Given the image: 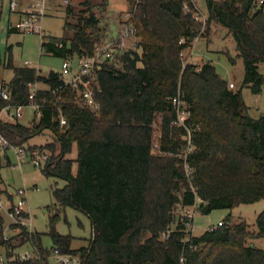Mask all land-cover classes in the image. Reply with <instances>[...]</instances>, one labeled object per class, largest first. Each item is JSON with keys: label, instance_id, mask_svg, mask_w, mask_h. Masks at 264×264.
I'll use <instances>...</instances> for the list:
<instances>
[{"label": "trees", "instance_id": "1", "mask_svg": "<svg viewBox=\"0 0 264 264\" xmlns=\"http://www.w3.org/2000/svg\"><path fill=\"white\" fill-rule=\"evenodd\" d=\"M129 1L140 40L136 50L121 56V68L107 62L97 72L91 84L97 111L83 106L78 90L64 86L59 72L42 76L35 68L13 66L10 54L4 59L0 54V65L13 71L3 84L9 99L0 98V112L8 104L26 105L29 83L48 86L36 94L37 102L44 99L37 122L25 126L0 120V132L15 146L44 130L52 133L59 152L55 143L41 148L51 155L44 171L65 182L52 194L60 208L85 214L92 229L88 245L72 250V237L55 230L58 214L50 215L52 246L44 248L40 234L25 226H15L19 233L4 239L6 218L0 211V247L7 256L28 243L37 249L38 258L13 264H52L51 248L79 254L82 264H264V250L247 242L264 238V210L256 217L255 232L245 223L231 224L230 214L225 225L199 236H186V218L172 228L177 206L197 204V211L207 214L264 199V115L251 117L241 90L229 88L210 62L199 71L183 63L180 54L201 36L191 0ZM258 1L205 0L207 26L213 23L231 34L243 62V85L253 94L264 89L259 69L264 67V2ZM64 30L62 38L43 37L41 51L62 59L90 55L106 38L94 13L75 15L69 6ZM172 98L186 104L185 127L173 123L177 109ZM74 144L78 153L71 160L66 155ZM0 195L10 197L2 189Z\"/></svg>", "mask_w": 264, "mask_h": 264}, {"label": "rangeland", "instance_id": "2", "mask_svg": "<svg viewBox=\"0 0 264 264\" xmlns=\"http://www.w3.org/2000/svg\"><path fill=\"white\" fill-rule=\"evenodd\" d=\"M32 0H16L17 8L15 12L10 11V0H2L1 2V18H0V54L2 59L10 54L12 64L15 67H32L39 71L40 75L47 76L50 71L58 72L61 70L62 62L65 59L46 54L41 51L42 37L36 33L12 32L8 33L9 21L16 22L24 17V12H19L28 9V5ZM193 2L195 13L201 27V36L196 37L190 47L182 51L183 63H191L196 66H201L202 63L210 62L220 78L233 83V90H241L242 99L249 107V115L253 118H259L264 115V89L260 94H253L247 85H243V62L237 56L234 40L229 32L216 24L207 22V10L205 0H191ZM71 7L75 15L87 16L88 12L94 13L98 18L100 25L105 28V39L118 37L124 30L125 26H130L133 12L131 11L129 0H71L64 3L63 0H46L45 10L41 11L39 16H42L41 25L46 33V36L54 38H62L65 34L64 23L66 18V8ZM185 10H188L185 6ZM81 11H85L81 14ZM88 11V12H87ZM69 21H73L71 16ZM136 32V31H135ZM140 38L134 35H129L125 38V48L122 51L124 54L129 49L134 51L137 48V43ZM99 43L98 45H101ZM11 47L7 52V47ZM120 54L109 63H114L116 68H121L119 61L123 54ZM233 60V62L230 60ZM75 62V57L70 59ZM26 62L31 65L27 66ZM260 71L264 72V67L261 66ZM13 77V71L10 68H5L0 65V84L8 83ZM38 89H47L48 86L42 83L37 84ZM5 113L0 112V119L5 120ZM38 116L35 109L29 105L23 106L21 116L17 117V122L22 125L29 126L31 122H37ZM160 116L155 118L153 123V142L157 143L159 137ZM184 139V137H183ZM55 143V139L49 130H44L42 133L29 138L23 147L27 150H41L46 144ZM56 145L57 154L59 152L58 144ZM157 150V147H154ZM50 153L49 150L42 152ZM184 152V151H183ZM77 146L74 144L72 150L66 155V158L75 160L77 158ZM33 158H37L41 162V167H36L33 164ZM45 162L39 156L27 157L17 164L16 156L12 150H8L0 157V188H7L14 192L18 189H25L27 202L24 206L27 215V230L29 232L40 234V243L44 248L52 246V239L49 234V216L58 214L55 220V230L61 235H70L71 249L78 250L85 247L89 243L92 235L90 220L88 217L75 210L72 207L60 208L55 201L52 190L61 188L65 185L64 180L45 173ZM77 173V163L73 162L72 174ZM5 195H1L3 199ZM199 199L197 200V203ZM59 209V212H57ZM264 210V199L250 204H241L231 210L215 209L210 213L201 214L197 211V204L193 207L183 208L177 206L175 210V223L172 228H175L178 220L183 221L186 218V213L190 212L192 218H188L185 222L186 236H199L205 230L213 228L218 222L225 225V218L231 215V224L245 223L249 231L255 232V220L260 212ZM4 215V213L2 212ZM5 216V215H4ZM178 219V220H177ZM7 220V219H6ZM8 224L5 221L3 227ZM19 233V229L15 226H10L5 235H15ZM4 237V233H3ZM255 247L264 250V238H250L247 241ZM0 247V252L5 254L4 249ZM19 252L26 249L31 250V243L25 244L17 248ZM0 254V255H3ZM50 262L52 259L49 258Z\"/></svg>", "mask_w": 264, "mask_h": 264}, {"label": "built area", "instance_id": "3", "mask_svg": "<svg viewBox=\"0 0 264 264\" xmlns=\"http://www.w3.org/2000/svg\"><path fill=\"white\" fill-rule=\"evenodd\" d=\"M64 3H68V0H63ZM46 0H32L29 3L28 9H25L24 17L20 18L14 23H10L9 27L14 28L19 32L25 33H36L39 34L42 39L46 37V33L43 30L41 25L42 16H39L41 11L45 10ZM264 0H259L258 4L262 5ZM10 11L15 12L17 8L16 0H11L9 3ZM264 12V8L262 9ZM195 17V16H194ZM198 20L197 17H195ZM130 26H125L124 30L119 34L118 37L108 38L101 45H97L90 55H81L73 56L75 57V62L72 63L70 59L73 57L66 58L61 65V70L59 76L63 80L64 86H70L78 90V95L80 96L83 106L92 110L97 111L99 104L94 98V92L91 88V84L94 81V78L99 70L102 69L103 65L110 60L115 59L119 56L125 48V38L129 35L136 34V30L132 23ZM183 40H180V43ZM123 54V53H122ZM182 56V53L180 54ZM27 66H30V62H26ZM197 71L200 70V66H197ZM38 82L29 83V102L26 105L31 106L35 109L37 116L41 115V102H44V99H40V103L36 101V94L42 89H38ZM229 86L232 88L234 85L230 83ZM47 90V89H46ZM0 98L3 100L9 99V93L6 88L0 84ZM172 103L177 109V118L173 123L177 126L185 127V119L188 116V112L185 111L186 104L184 101L179 100L178 98H172ZM25 105H6L1 111L5 113L4 121H15L17 117L21 116V110ZM1 120V119H0ZM3 121V120H1ZM34 122V121H33ZM33 122L30 123V126L33 125ZM66 121L63 117H60V126L65 125ZM185 139L187 137H184ZM188 144L189 141H188ZM12 150L16 156L17 164L20 165L22 161L27 157L29 153L31 156H39L44 160L47 168V164L50 160V153L42 152V150H27L23 146H15L11 144L0 132V157L7 152ZM46 151V150H45ZM187 152L191 151V147H188ZM33 164L36 167H41V162L37 158H33ZM187 175L189 176L191 171L187 165H185ZM3 196V195H2ZM26 190L18 189L15 190L10 197L4 196L1 198L0 195V211L4 213L5 218L8 221V224L3 227L4 239H7L9 235H5L7 230L10 229V226H25L27 228L26 220L27 213L24 210V206L27 202ZM192 218L190 212L186 213V219ZM222 222H218L217 225L209 230L221 227ZM167 233L163 234L164 239H167ZM32 245V244H31ZM39 253L37 249L32 245L31 250H24L19 252L18 249L12 251L10 256L6 254L0 255V264H13L15 261H26L34 258H38ZM49 258L52 259V264H82V259L79 254H68L61 252L58 248H51Z\"/></svg>", "mask_w": 264, "mask_h": 264}, {"label": "crops", "instance_id": "4", "mask_svg": "<svg viewBox=\"0 0 264 264\" xmlns=\"http://www.w3.org/2000/svg\"><path fill=\"white\" fill-rule=\"evenodd\" d=\"M11 1V0H10ZM25 11V9L24 10H22V11H19V12H24ZM10 23H12V21H9V24ZM8 24V25H9ZM0 181H1V179H0ZM0 189H2V190H4V191H6L9 195H11L13 192L12 191H9L7 188H3V187H1ZM3 250V249H2ZM5 253V252H4ZM0 254H3V253H1L0 252Z\"/></svg>", "mask_w": 264, "mask_h": 264}]
</instances>
